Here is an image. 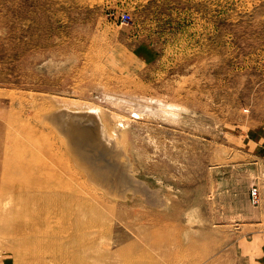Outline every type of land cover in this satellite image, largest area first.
<instances>
[{"label": "rangeland", "instance_id": "1", "mask_svg": "<svg viewBox=\"0 0 264 264\" xmlns=\"http://www.w3.org/2000/svg\"><path fill=\"white\" fill-rule=\"evenodd\" d=\"M0 264H264V0H0Z\"/></svg>", "mask_w": 264, "mask_h": 264}, {"label": "bare ground", "instance_id": "2", "mask_svg": "<svg viewBox=\"0 0 264 264\" xmlns=\"http://www.w3.org/2000/svg\"><path fill=\"white\" fill-rule=\"evenodd\" d=\"M116 99L117 98H115V100ZM119 101H120V103L122 102L121 104L123 107L129 108V109H131V111L137 112L139 109H143V107L138 106V105H134L128 101H123L120 99H119ZM50 114H49L48 120L50 121V123L53 124V126L57 130L59 129L58 133H60V135H62L67 140L66 143L69 144L71 149L73 148L72 145H77L75 143H78L80 140L84 139L85 143L87 141L86 144H88V143L91 144V148L96 146L97 147L96 149L98 150L99 147H102L101 148L102 150L101 149L99 150L100 151L99 152L100 153L99 158L102 161L107 160V158H105L106 155L109 156L111 158V161H112V160H116V158H118V155L121 154V153H119V151H118L119 154L113 153L112 149H116V147L119 148L121 144L120 145L117 144V146H116V144L112 140L113 139L112 137L114 135L111 136L110 133H108L109 134V137H108V134L105 131L106 129L103 128L104 126H106V124L102 122L101 115L99 114L98 110L95 107L93 109L90 107L88 109L85 108L81 111L64 108L62 110L60 109V111L55 116H50ZM105 128H107V127H105ZM117 131L115 130V132H117ZM116 134H115V138H114L115 140H116V136H117ZM82 142H83V140H82ZM81 146H82V144H81ZM83 147H84V143H83ZM89 148H90V146H89ZM80 149H82V148L80 147ZM89 150H91V149H89ZM81 151H83V150H81ZM87 151H88V147H87ZM88 155L85 154V156H88ZM92 156H93V154H92ZM92 159H94V158H92ZM98 163H100V162H98ZM110 165H112V164H109V166ZM110 168H111V166H110ZM90 170H92V169H90ZM91 178H93V177L91 176ZM117 189H119V188H117ZM106 191H108V190H106Z\"/></svg>", "mask_w": 264, "mask_h": 264}, {"label": "built area", "instance_id": "3", "mask_svg": "<svg viewBox=\"0 0 264 264\" xmlns=\"http://www.w3.org/2000/svg\"><path fill=\"white\" fill-rule=\"evenodd\" d=\"M251 197H252V201L254 203L258 202L259 199H260V194L258 192V189L256 187H253L252 188V191H251Z\"/></svg>", "mask_w": 264, "mask_h": 264}]
</instances>
